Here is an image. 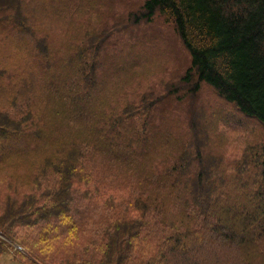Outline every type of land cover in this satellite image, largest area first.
<instances>
[{
  "label": "trees",
  "instance_id": "obj_1",
  "mask_svg": "<svg viewBox=\"0 0 264 264\" xmlns=\"http://www.w3.org/2000/svg\"><path fill=\"white\" fill-rule=\"evenodd\" d=\"M12 4L0 0V9ZM143 13L146 21L160 13L173 22L191 57L188 77L264 126V0H146ZM82 65L88 85L97 72L86 75L90 64ZM65 89L70 114L57 118L45 115L51 100L21 116L0 106V145L31 140L23 156L0 147V233L18 241L27 264H264V187L251 213L221 210L211 180H155L153 152L141 144L149 130L134 109L106 115L101 100L91 117V89L78 86L77 99ZM78 101L87 105L82 112L70 108ZM128 130L132 139L123 136ZM141 165L147 170L136 172ZM207 205L209 216L195 212ZM159 227L163 236L154 237ZM0 241V252L11 246Z\"/></svg>",
  "mask_w": 264,
  "mask_h": 264
},
{
  "label": "rangeland",
  "instance_id": "obj_2",
  "mask_svg": "<svg viewBox=\"0 0 264 264\" xmlns=\"http://www.w3.org/2000/svg\"><path fill=\"white\" fill-rule=\"evenodd\" d=\"M11 1L0 9V16L5 15L0 19V106L21 116L44 109L51 100L45 115L57 118L69 110L63 102L65 87L77 99V87L88 86L91 117L103 100L99 106H106V115L126 117L124 109L131 107L132 116L148 127V141L141 144L153 152L155 180H211L221 210L258 209L249 202L264 187V126L211 86L188 77L191 57L168 17L157 13L144 20L146 0ZM22 16L27 19L24 27ZM81 59L90 64L86 75L97 72L88 85L87 77L78 74L84 67ZM78 96L83 99V93ZM80 101L70 108L82 112L87 105ZM133 134L128 130L123 136L132 139ZM26 140L2 142L0 147L3 153L23 156L31 143ZM185 166L192 167L188 174ZM143 169L147 167L141 165L136 172ZM211 185L204 189L207 195L213 192ZM196 208V213L209 216L208 205ZM169 215L179 218V208ZM163 219L156 221L161 225L167 222ZM11 236L0 233L11 245L0 252V264H27L17 253L24 248Z\"/></svg>",
  "mask_w": 264,
  "mask_h": 264
}]
</instances>
